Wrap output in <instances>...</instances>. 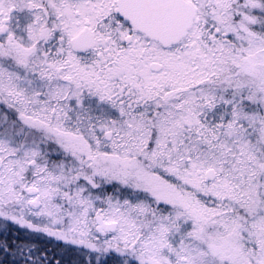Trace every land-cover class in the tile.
<instances>
[{"label": "snow or ice", "instance_id": "6c2138e0", "mask_svg": "<svg viewBox=\"0 0 264 264\" xmlns=\"http://www.w3.org/2000/svg\"><path fill=\"white\" fill-rule=\"evenodd\" d=\"M0 264H264V0H0Z\"/></svg>", "mask_w": 264, "mask_h": 264}]
</instances>
